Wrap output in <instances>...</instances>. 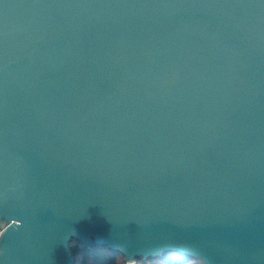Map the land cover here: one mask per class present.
I'll return each mask as SVG.
<instances>
[{"label": "water", "instance_id": "95a60500", "mask_svg": "<svg viewBox=\"0 0 264 264\" xmlns=\"http://www.w3.org/2000/svg\"><path fill=\"white\" fill-rule=\"evenodd\" d=\"M264 264V0H0V264Z\"/></svg>", "mask_w": 264, "mask_h": 264}, {"label": "trees", "instance_id": "16d2710c", "mask_svg": "<svg viewBox=\"0 0 264 264\" xmlns=\"http://www.w3.org/2000/svg\"><path fill=\"white\" fill-rule=\"evenodd\" d=\"M75 264H127L119 254H113L107 249L82 250L78 243H71ZM135 264H199L197 261H183L175 257L148 261H137Z\"/></svg>", "mask_w": 264, "mask_h": 264}]
</instances>
